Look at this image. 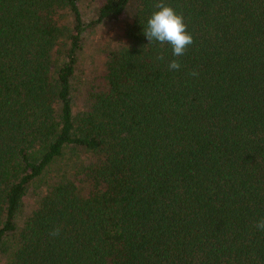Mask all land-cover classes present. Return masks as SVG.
I'll use <instances>...</instances> for the list:
<instances>
[{
	"label": "trees",
	"instance_id": "obj_1",
	"mask_svg": "<svg viewBox=\"0 0 264 264\" xmlns=\"http://www.w3.org/2000/svg\"><path fill=\"white\" fill-rule=\"evenodd\" d=\"M80 2L0 0V264H264V0H163L181 57L143 34L157 0Z\"/></svg>",
	"mask_w": 264,
	"mask_h": 264
},
{
	"label": "rangeland",
	"instance_id": "obj_2",
	"mask_svg": "<svg viewBox=\"0 0 264 264\" xmlns=\"http://www.w3.org/2000/svg\"><path fill=\"white\" fill-rule=\"evenodd\" d=\"M100 1L81 0V13L86 22L91 20L94 9L100 4ZM131 20V14L127 12L117 21L105 23L86 32L77 68L79 84L82 80H86L89 75L102 69L106 52L120 46ZM25 203L26 213H28L33 205L29 199H26Z\"/></svg>",
	"mask_w": 264,
	"mask_h": 264
},
{
	"label": "clouds",
	"instance_id": "obj_3",
	"mask_svg": "<svg viewBox=\"0 0 264 264\" xmlns=\"http://www.w3.org/2000/svg\"><path fill=\"white\" fill-rule=\"evenodd\" d=\"M155 11L152 12L147 20L146 27L143 28V34L149 43L158 42L160 45L168 44L172 48L173 57L183 56L188 46L193 44V37L187 30V25L182 14L163 2L157 0L154 4ZM148 43V44H149ZM157 60H164L161 53L156 57ZM181 67L178 59H172L168 62L170 70H179ZM190 76H197L198 72H189ZM255 227L264 231V217H260L255 222ZM60 234V228L56 227L50 231L49 235L53 238Z\"/></svg>",
	"mask_w": 264,
	"mask_h": 264
}]
</instances>
